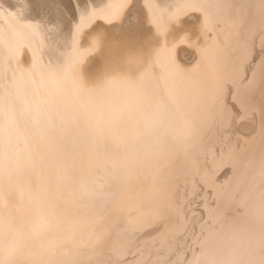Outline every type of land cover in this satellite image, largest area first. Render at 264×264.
Instances as JSON below:
<instances>
[{
  "label": "bare ground",
  "instance_id": "6f19581e",
  "mask_svg": "<svg viewBox=\"0 0 264 264\" xmlns=\"http://www.w3.org/2000/svg\"><path fill=\"white\" fill-rule=\"evenodd\" d=\"M127 5L128 0H0V258L13 264H76L95 250L101 258L114 259L107 244L86 249L98 239L105 241L106 227L113 230L101 219L106 212L137 209L133 217L138 221L120 212L124 219L119 225L129 235L130 220L133 228L140 226L139 217L162 211L161 197L180 210L176 183H170L178 167L174 160L199 159L207 140L226 126L227 136L237 140L217 157L231 163L233 171L228 177L229 170L222 178L212 177L222 182L225 201L240 192L241 210L256 220L250 222L244 215L221 219L191 263L258 264L264 211V177H259L264 158L258 157L264 153L258 142L264 138L261 0H135L133 22L139 24L143 54L152 69L140 84L114 81L91 92L83 90L61 71L83 47L74 38L77 26L82 24L81 33L103 28L118 36L129 24ZM44 16L55 19L58 30L43 25ZM174 18L181 34L191 30L194 35L183 43L169 35L165 47L164 35L174 27ZM37 24L41 26L34 28ZM33 54L35 67L22 70L32 64ZM80 60L86 76L105 71L97 54ZM253 70L251 99L258 114L229 121L221 114L232 108L233 82L245 75L251 78ZM212 155H217L215 150ZM138 171L144 178L154 174L157 185L150 186L156 188L148 193L140 186L126 190ZM117 214L112 218L118 220ZM116 228L117 236L108 238L110 249L126 241ZM165 263L163 258L154 262Z\"/></svg>",
  "mask_w": 264,
  "mask_h": 264
},
{
  "label": "rangeland",
  "instance_id": "374dc122",
  "mask_svg": "<svg viewBox=\"0 0 264 264\" xmlns=\"http://www.w3.org/2000/svg\"><path fill=\"white\" fill-rule=\"evenodd\" d=\"M24 54V56L27 57L25 61L29 63V55L31 54L27 45L25 47ZM251 113V117H254L258 114L256 109ZM225 130L227 131L228 127L224 126L216 129V131L214 132V138L210 137L207 140L209 141L208 145H211V149L210 147H207L208 145L204 147L203 153L199 157V159L193 160L192 163H183L182 160L180 161L179 156L174 160V162L177 163L178 167L177 169H175L176 174L174 175L172 182L170 183H176V191L179 194L178 203L180 206H182L180 210H178L177 208H170V205H168L166 200L162 201V198L164 197H161L162 211L157 212V214L154 216L149 214L144 218H142V216L139 217V220L141 221H139V223L136 222V225L137 223L140 224L141 222L140 226H136L133 228L132 226L134 225L131 224L133 221L131 222L130 220L129 226L131 227V230H133L130 231V227L127 228V230H129L128 232H132L129 235L124 231L123 226L120 227V225H122L121 221H123L122 219H124V216H121L122 214H126V216H131V219H135V221H138L133 217L134 214L138 212V210L117 207L116 210L118 211L112 210L114 212H111L110 214L109 209V212H106L107 217L104 216L101 219L103 223L105 220L108 221H105L104 224L113 227V230L110 229L111 227H106L105 229L106 233L108 229V233L105 235V241L107 244L106 251L110 250L112 258L121 260L123 264H145V262L146 264H154V262H157L160 258H163L164 261H166L165 264H193L191 263L193 255L204 251V248L206 246V237H209V233H211L212 228L219 226L221 219H232L234 216L244 215V217L246 219L248 218L249 221L251 219L256 220L255 218L253 219L251 217L252 213L250 214L249 211L244 212L241 210L242 208H244V205L239 202L240 192L236 191L235 194L230 198L231 200L226 199L225 201L224 193L221 192L220 189V187L222 186V182H219V180L215 182L214 178L212 177L213 175L215 179L222 178L223 172L225 170H229L228 174L225 176L228 177L233 171V165L231 163L226 162L225 160L221 161V156L217 157L219 154L221 155V153L226 149L228 145L232 143V141L234 142L235 140H237L230 136H227ZM211 135H213V133ZM258 142L264 145V138L258 139ZM239 148L242 149V147ZM212 150H215V154L217 155L213 156ZM259 156L264 158V153L262 155L261 153H259L258 157ZM257 164L258 163H256V167H258V170L260 164ZM261 165V170L264 171V163L262 162ZM141 168L145 167L143 165L138 167L140 171H143V169ZM205 170L210 172L205 173ZM137 174V176L135 175L130 179V186L126 190H131L135 186H140L145 189V193H148L149 189L152 190V188H156L154 187L155 185H157L154 183V179L156 178V176L154 177V174L148 175L147 177L145 176V178L141 172L138 171ZM256 174L258 175L257 172ZM260 174L261 175H259V177H264V172ZM225 177H223V179ZM149 178L151 179L149 180ZM151 184L154 186H150ZM164 186L165 185H163L162 190L164 189ZM126 190L124 189V191ZM227 203L230 204L228 205ZM210 207L222 208L218 211L212 210V208L211 210H209L208 208ZM227 207H229V209H227ZM234 209H238V211ZM120 212H122V214ZM108 213L110 216L112 214L114 215L118 213V220V214L115 215L117 217L112 218V215L110 218V216L107 215ZM110 219L113 222H109ZM116 220L118 224H116ZM110 223H114V225H111ZM115 225L117 226V228L119 227L120 230H122H119L120 233H123H119L120 237L122 238L121 240L126 237L124 239L126 241H124L125 243L119 249H115L114 247L110 249L112 247V243H109L108 238H114V236L116 235L114 230L116 228ZM52 229H55V227L51 228V230ZM46 230L47 232L50 231L49 228ZM116 232H118V230H116ZM91 248H93V245L86 247V249ZM113 249H115V254L113 253Z\"/></svg>",
  "mask_w": 264,
  "mask_h": 264
},
{
  "label": "snow or ice",
  "instance_id": "6c2138e0",
  "mask_svg": "<svg viewBox=\"0 0 264 264\" xmlns=\"http://www.w3.org/2000/svg\"><path fill=\"white\" fill-rule=\"evenodd\" d=\"M54 2V0H49ZM128 27L120 34L113 35L107 30L100 28L93 31L89 29L81 33V25L77 26V32L74 38H78L79 45L83 47L77 48V59L68 67H62L61 71L69 73L73 81L85 91H94L99 88H103L106 85L120 81L127 84H140L144 77L152 69V65L149 60L145 58L143 54V46L139 40L140 28L139 24L133 22L135 19V0H128ZM193 7H198L193 5ZM261 7L264 8V0H261ZM202 10V9H198ZM9 16L12 13H8ZM41 23L45 26L47 24L52 25V30L56 31L59 28V24L55 19H50L47 16L41 18ZM174 27L165 32L164 45L168 44V36L172 35L173 39H178L181 43L186 41H192L194 33L191 30H184L181 34V28L178 19H173L170 22ZM41 25H34V28H39ZM204 27H207V16H205ZM254 30V29H253ZM260 42L261 48L264 50V15L260 21ZM157 43H159V37H157ZM90 54H97L104 61L105 71L99 76H86L83 74L82 69L79 67L81 60L80 57ZM36 56L33 54L32 64L28 69H22L30 71L35 67ZM175 67V65H173ZM235 91L232 92V108L225 109L221 114L229 121H234L237 117L243 119L249 114L254 112L255 109L252 105L251 95L256 85V73L253 70L252 77L241 76L238 80L233 82ZM259 87L261 95V118L262 124H264V57L260 62L259 71ZM224 85L220 86V92L223 93ZM106 245V241L98 239L94 245L95 248H103ZM115 254V249H113ZM260 260L258 264H264V211L261 214V235H260ZM0 264H13L11 260L0 258ZM76 264H123L119 259H104L101 258L100 253L95 250L92 254L83 261L76 262ZM146 264V262H145ZM199 264V261L194 262ZM214 264H257L255 260L248 261H221L214 262Z\"/></svg>",
  "mask_w": 264,
  "mask_h": 264
}]
</instances>
